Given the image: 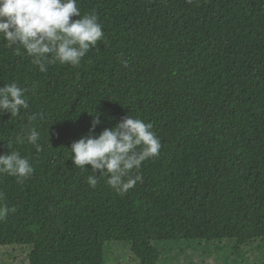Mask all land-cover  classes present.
Here are the masks:
<instances>
[{"label": "trees", "instance_id": "obj_1", "mask_svg": "<svg viewBox=\"0 0 264 264\" xmlns=\"http://www.w3.org/2000/svg\"><path fill=\"white\" fill-rule=\"evenodd\" d=\"M77 6L104 32L77 67L41 72L0 36V87L16 82L29 103L0 113V154L34 168L23 183L0 174V203L16 209L0 219V264H159L158 244L227 241L238 252L264 240V0ZM94 111L96 134L131 116L161 142L123 195L99 170L90 187L91 166L71 159ZM30 127L39 150L15 143Z\"/></svg>", "mask_w": 264, "mask_h": 264}, {"label": "clouds", "instance_id": "obj_2", "mask_svg": "<svg viewBox=\"0 0 264 264\" xmlns=\"http://www.w3.org/2000/svg\"><path fill=\"white\" fill-rule=\"evenodd\" d=\"M0 36L17 55L21 54V47L26 50L39 71L46 72L48 65L57 63L79 66L89 50L103 39L104 32L96 14L81 16L77 0H0ZM26 92L16 82L0 87V113L17 116L22 109H28ZM90 115L93 118L88 133L71 144L73 164L81 169L91 166L93 175L87 177L90 187L97 185L99 170L100 175H107V184L123 195L142 182V162L159 155L161 142L151 123L131 116L96 134L103 113L94 111ZM38 117L39 113H33L28 117L29 123ZM39 137L40 132L30 127L26 135L15 138V143L26 141L39 150ZM33 172L29 158L18 151L0 154V174L16 177L23 183ZM3 199L0 193V201ZM9 211L14 213L16 209L0 203V219Z\"/></svg>", "mask_w": 264, "mask_h": 264}, {"label": "rangeland", "instance_id": "obj_3", "mask_svg": "<svg viewBox=\"0 0 264 264\" xmlns=\"http://www.w3.org/2000/svg\"><path fill=\"white\" fill-rule=\"evenodd\" d=\"M227 241H174L158 244L159 264H264V240H257L231 252ZM236 258L237 263L231 259Z\"/></svg>", "mask_w": 264, "mask_h": 264}]
</instances>
